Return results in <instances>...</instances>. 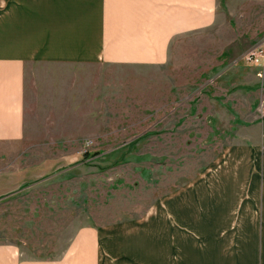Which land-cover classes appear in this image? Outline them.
<instances>
[{
	"label": "rangeland",
	"instance_id": "1",
	"mask_svg": "<svg viewBox=\"0 0 264 264\" xmlns=\"http://www.w3.org/2000/svg\"><path fill=\"white\" fill-rule=\"evenodd\" d=\"M216 34L186 40L164 67L34 72L30 87L46 93L35 113L40 119L34 120L25 151L0 150V172L7 173L0 175V244H15L29 258H57L80 228L177 206L178 195L186 207L209 206L207 192L203 199L198 193L215 195L220 188L207 181L203 189L198 181L209 180L224 146L239 142L241 125L244 139L245 133L250 139L244 143L263 144L264 64L239 59L244 120L226 116L224 83L231 73L218 69ZM247 36L244 52L253 46ZM238 58H231L230 67ZM60 79L82 84L83 94L60 99L48 94L64 91L56 87ZM252 169L245 170L249 181ZM255 173L264 190L262 166ZM258 238L262 253L264 230Z\"/></svg>",
	"mask_w": 264,
	"mask_h": 264
},
{
	"label": "crops",
	"instance_id": "2",
	"mask_svg": "<svg viewBox=\"0 0 264 264\" xmlns=\"http://www.w3.org/2000/svg\"><path fill=\"white\" fill-rule=\"evenodd\" d=\"M263 25L264 0H0V150L25 151L40 119L35 113L46 93L30 87L34 72L164 67L186 40L215 32L218 69L231 73L223 112L243 121L244 64L238 61L248 52L244 36L252 49L264 47ZM56 87L64 91L48 94L59 99L83 94L82 84L71 80L60 79ZM261 131L263 144L244 143L250 139L248 133L244 139L243 123L239 142L224 146L209 180L198 181L203 189L207 181L220 188L215 195L198 193L203 199L207 192L209 206L186 207L178 195L177 206L80 228L57 258H29L17 245L1 243L0 264H263L258 237L264 230V190L255 172L264 169V119Z\"/></svg>",
	"mask_w": 264,
	"mask_h": 264
},
{
	"label": "built area",
	"instance_id": "3",
	"mask_svg": "<svg viewBox=\"0 0 264 264\" xmlns=\"http://www.w3.org/2000/svg\"><path fill=\"white\" fill-rule=\"evenodd\" d=\"M246 63L262 66L264 64V47L262 45L256 46L248 51L241 59Z\"/></svg>",
	"mask_w": 264,
	"mask_h": 264
}]
</instances>
